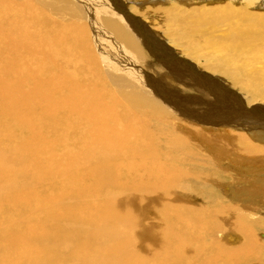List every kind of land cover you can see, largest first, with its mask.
<instances>
[{"label":"bare ground","instance_id":"6f19581e","mask_svg":"<svg viewBox=\"0 0 264 264\" xmlns=\"http://www.w3.org/2000/svg\"><path fill=\"white\" fill-rule=\"evenodd\" d=\"M69 1L71 2V0ZM69 1L65 0L60 3L63 9L69 8V6L73 8ZM126 1L123 0V2ZM205 1H208L209 4H205ZM219 1L160 0V3L170 10L167 18L173 20V24L167 20H165V26L161 28H156L153 24V31H148V33L146 32V21L136 17L139 18L138 14L141 13L139 9L143 5H150L154 8L155 3L152 2L155 0H128L126 3L132 4V8H127L122 4L123 2L120 3L116 0H82V4H88L93 12L92 16L85 21L88 22L87 24L76 21L69 26L53 23L49 16L42 10L34 8L35 6L31 3L12 9L8 7V16L13 13L17 14V12L18 14L21 12L25 16L24 19L21 18L19 24H23L29 30V37L23 36L22 33H15L13 30L15 25H17L18 33L20 32L18 24L8 23L12 25V29L9 28V37L5 39L3 36V40H1L7 47L3 45L4 50L2 47L0 48L3 50L0 52V80L8 78L11 74L12 80L9 81L8 89L12 86L13 96L9 95L6 101L7 109L9 106L10 110L0 113V127L3 126L1 122L4 116L8 118L9 115H14L15 108L18 106L16 111H22L18 115L22 121L18 119L16 122L22 126H20L21 129H16H19L20 132H24L22 128L28 129L29 133L41 132L38 128L39 124L31 123L34 120V114L38 111L40 117L37 118V123L41 121L51 124L55 120L58 122L64 119L66 126L73 131V137L69 146L64 147L61 151V149L55 148L58 146H52V143H44L46 147L35 145V137L28 136V134L22 138L16 135L17 139L14 141L10 132L3 134L1 129L0 249L1 247L8 249L5 260L2 255L0 256V264H10L8 260L10 257L15 258L16 255L23 254L25 256L28 250L38 246L40 238L48 240L53 213L58 212L57 208L63 215L61 232L67 231L65 225L76 223L78 227L76 241L79 240L80 243L73 246L70 249L71 253L67 256L61 255L59 252L52 253L51 249L46 250L48 254L43 260L41 262L36 260L32 264H142L140 259L131 257L130 253L128 256L129 242L125 237L114 235L107 230L106 199L112 193L109 179L114 183L112 186L117 187L119 191L128 189L139 192L140 190L150 191L159 188L167 202L175 201L177 199L176 189L190 177L191 171L189 172L185 164L190 163L187 158L194 153L188 148L187 140L174 133V130L178 128L172 131L174 128H171L172 123L177 115L197 118L202 123L210 122L222 127L231 125L236 128L235 124L241 127L244 124L260 125L261 128L247 127L248 135L235 134L242 147L252 152L260 150L249 139L264 138V114H261L259 119L253 120L252 117L258 116L255 108L244 109V115L239 107L232 106V102L233 99L242 101L241 93L246 95V104L264 101V2L262 3L264 0H226L227 3L223 4ZM235 2H239V7L235 6ZM12 17L14 15L10 16L11 19ZM17 21L14 22L17 23ZM177 21L178 25L175 24ZM9 22L14 23L13 21ZM11 25L8 26L11 27ZM8 26L6 25V27ZM36 31L41 33L45 44L48 42L51 44L57 55L61 54V57L64 58L67 54L68 61L80 64L78 68L72 67L79 71H69L62 66L56 68L51 63L47 65L46 70L35 71L32 66H36V64L33 63L32 58L29 59V54L35 42ZM133 33L147 43L150 53L153 52L156 59L147 55L142 49L139 51L131 44L135 40ZM121 36L133 38L130 44L125 46L128 50L115 44L116 41L122 40ZM93 42H96L97 51H102L107 58L108 62L104 65V69L115 70L114 73L110 72V79L112 80L111 85L115 87L116 91L105 85L106 82L100 74L102 71L100 61L91 52V44L95 45ZM110 42H114V45ZM160 42L167 43L166 51L161 48L164 47V44ZM173 47L179 49L182 55L194 62L202 60L203 71L207 73L196 74L200 78V82L191 79L192 74L196 73L193 66L186 65L183 60L175 59ZM5 49L10 52V55L7 56L13 60L10 61L11 66L8 65L9 60L6 63L3 59L5 55L2 56V54L5 53ZM96 49L93 50L95 54H97ZM19 54L26 55L25 59L27 58V60H22ZM137 55L151 61L150 65L158 62L160 67L154 66L153 68L168 70L169 73H172L175 67L181 68L182 72L172 80L181 86L191 80V86L197 92L205 95L190 96L186 100L177 93L176 97L168 94L165 90L163 77L160 78V82L149 77L152 67L138 65ZM18 57L21 58L23 64L21 66L16 63ZM41 58L43 62L47 61V58L43 56ZM61 63L64 66L67 62ZM9 70L11 71L9 72ZM81 70L84 76L81 80H76L75 73L80 74ZM14 71H18L19 74H13ZM116 72L118 75L115 74ZM208 72L215 77L208 78ZM18 81L22 86L16 89ZM225 84L228 87H237L241 90L236 97L232 96L233 99L230 98L226 102L224 97L229 95H225L219 89V86ZM146 87L152 89L154 100L147 98ZM118 89H127L130 92L117 91ZM54 95L56 98L58 96V100L52 99ZM121 95L125 99H122L124 103L119 99ZM33 97L37 98L35 104L32 102ZM169 109L173 112L170 113ZM139 110L142 115L139 113L138 116H135V111ZM146 119L157 122L158 124H156L160 125L161 130L164 129V122L168 126L169 123L172 124L169 129L167 127L163 140L155 138L156 134ZM152 125L154 126L153 123ZM157 125L156 129L160 130ZM251 131H261V133L252 132L251 134ZM78 134L81 135V140ZM229 134L231 133L229 132ZM77 137L76 145L74 142ZM75 149H79V151L71 152ZM28 150L33 153L31 157L29 154L26 155ZM44 151L51 156L35 160L33 163L30 161V158H38L37 153H45ZM69 153L73 156L65 158ZM12 156L15 161L10 163ZM25 156L33 170L40 172L39 175L35 177L34 172L35 176L27 186L29 188H17V182L13 180L9 181L8 185L10 186L5 189L4 185L7 184H4V181H6L10 164L17 168L26 165L31 169L25 164ZM196 160L198 161V159ZM206 161L208 160L206 159ZM206 161L205 165H207ZM225 161L227 160H224L223 163ZM215 162L213 161V164ZM56 165L59 166L55 167ZM61 168H63L62 173L66 177L62 182L56 183L55 179L60 176ZM141 170L144 171L143 177H139ZM17 171L16 175L19 174ZM230 171L233 170L230 169ZM102 173L107 174L105 180ZM132 173L137 176H133ZM114 176L116 179H113ZM195 176L201 179L202 176L208 178L209 174L203 172L202 175L196 174ZM212 176L214 177V175ZM240 178L242 176H239ZM192 179L194 180V178ZM44 180L47 182L45 183ZM90 192L101 194L102 197L99 196L103 199L101 205L94 204L95 206L92 207L87 204V195ZM17 198L20 200L19 203H28L24 210H22L23 208H12V201L9 199ZM70 198L73 199V202L65 201ZM206 202L208 203V201ZM224 206L219 204L205 208L203 205L199 211L192 208V210L185 208L178 211L177 205L173 204L164 206L166 218L172 227L163 230L164 245L159 254L152 259L151 264H243L248 261H263L264 248L261 242L256 239L257 231L263 229L262 223L260 224L259 220L252 222L242 219L240 212V215H237V218L232 221V217L228 219L229 215L226 214L228 205ZM236 206L238 207V205ZM13 210H18L16 217L12 215ZM29 210H32V214L38 217L33 220V225L29 228L19 227V223H22L20 220L29 214ZM235 214L236 212L231 213V215ZM241 216L245 217V215ZM226 219L234 223V229L240 234V239H243L242 244L238 247L232 248L229 245L228 247L226 243L225 245L222 242L223 240L213 238L210 241L206 240L205 234L209 235L215 232L221 223H226ZM221 227L225 229L222 225ZM55 230L56 227L53 231ZM228 232L225 236L227 234L232 236L231 228ZM179 234L181 235L179 236ZM225 236L223 235L224 238H226ZM56 238L60 244L61 238ZM13 251L15 252L13 253ZM190 251L194 254L193 257H189ZM1 252L3 251L1 250ZM19 259L21 260V258Z\"/></svg>","mask_w":264,"mask_h":264},{"label":"rangeland","instance_id":"374dc122","mask_svg":"<svg viewBox=\"0 0 264 264\" xmlns=\"http://www.w3.org/2000/svg\"><path fill=\"white\" fill-rule=\"evenodd\" d=\"M64 1L65 0H0V48L2 47V49L4 50V48L7 47V46H5L4 42H2L1 40H3V38H2L3 36H5V39H6V37H9V35H8L9 34V28L12 29L11 24H18V30L20 32L18 33L17 25H15L16 27H14L15 29H13L15 31V33H17V34L22 33L23 36L29 37V34H28L29 30H27V28H25L23 24H21V25L19 24L21 21V18L23 17V19H24L25 16L21 12L19 13L20 14V16H19V14L17 12L18 15L15 13L11 14L12 16L14 15V17H12V19H11L10 18L11 15L8 16V7L12 9V8H17L18 6H26V3H31L33 6H35L34 8L42 10L47 16H49L50 19L53 20V23L61 24L63 26H69V25L75 23L76 21L83 24L88 18H90V16H92L91 13H93V12L90 10L88 4H82V0H71V2L69 0H67L71 3V5H73V8L71 6H69V8L63 9L62 6L60 5V3L64 2ZM116 1H119L120 3L123 2V0H116ZM126 2H123L122 4L126 5L127 8L133 7V6H131L132 4H129ZM263 2L264 1H262V3ZM152 3H155L154 8H152L150 5H143V7L141 9H139V10H141V13L138 14L139 18L135 16L139 20L143 19L146 21V24H147L146 25L147 26L146 32L147 33H148V31L149 32L153 31V29H154L153 24L155 25L156 28H161L162 26H165V20H167L170 24H173V20H170V18H167L169 11H170L167 9L168 7H165L164 4L160 3V0H155V2H152ZM219 3L223 4V3H227V1L226 0H220ZM205 4H209L208 1L207 2L205 1ZM110 6L112 7L113 4L111 3ZM235 6L239 7V2H235ZM17 16L19 18H16ZM8 19H10L9 21H13V22L15 21L16 22L18 20L19 22L17 21V23H15V22L12 23V22H9ZM8 23H11V24H8ZM85 23L87 24L88 22H85ZM175 24L178 25L179 22L177 21ZM6 25L7 26L11 25V27H9V26L6 27ZM36 32L37 33H35L36 34L35 42L33 43L32 47H31L30 54H29V59L32 58L33 63L36 64V66H34V65L32 66L35 71L38 72L39 69L40 70L43 69V71L46 70L47 69L46 67L49 63H51L56 68L58 66H62L64 69H68L69 71L70 70L71 71L78 70V69H72V67L78 68L80 66V64H78L77 62L68 61L69 57L67 54L65 55L64 58L61 57L62 56L61 54L57 55L55 50L53 49V47L51 46V44L49 42H48V44H45L44 39L41 37V33H39V31H36ZM156 36H159V35L156 34ZM121 37H122V40L119 42L116 41L115 44L121 45L122 49H127L125 46L129 45L130 41L133 40V38L132 37H124V36H121ZM133 37L135 38L136 41L134 40L131 44L135 48H138L139 51H141V49H142L147 55L151 56L153 59H156L155 58L156 55H154L153 52L150 53L151 51L148 49L147 43L143 39L138 38L137 34L136 35L134 34ZM110 43L112 45H114V42H110ZM160 43H163V42H160ZM163 44H164V47H161V48H164V50L166 51V47L168 45H167V43H163ZM93 45L94 46H92V44H91V52L95 57H97L98 61H100V64H101L100 68L102 69V71L100 70L101 71L100 74H102V76L106 82L105 85L107 87L109 86L108 88H110L111 90L116 91L115 87L113 85H111L112 80L110 79V72L114 73L115 70L104 69V65H106V63L108 62L107 58L104 56L102 51L101 52L97 51L96 42H93ZM94 49H96L97 54L94 53V51H93ZM3 50H0V52H3ZM173 50L175 52L174 57L177 61L183 60L186 63V65H191L195 68L196 73L192 74L191 79L192 80L195 79V80H198L200 82V78L197 77L196 74L204 75V73L205 74L207 73L206 71H203L204 64L202 63V60L199 59L197 62H194L190 58H188V57L186 58L185 55H182L179 49L173 47ZM6 51L7 50L5 49V53H3L2 56L5 55L3 58L4 61L7 63V61L9 60L8 65L11 66V62L13 60H11V58L9 56H7V55H10L9 54L10 52H8V51L6 52ZM129 52L133 53L131 51H129ZM32 53H34V54H32ZM19 55L18 56L21 57L22 60H25V61L27 60V58L25 59L26 55H24V54H19ZM32 55H34V56H32ZM39 55L47 58V61L43 62L41 56H39ZM19 57L17 58L18 61H16V63H17V65L21 66L22 61H21V58H19ZM64 59H65V61H64ZM136 61L138 62V65L140 64L143 67L144 66L146 67L148 65L150 67H152L149 77H152L157 82H160V78L163 77V81L165 83V90L168 92V94H170L172 96L175 95V97H176V93H177V95L179 94L182 98L188 100L190 98V96H193V97L200 96L201 97V96L205 95V94H202L201 92H197L191 86L192 85L191 80L189 83L182 85V86L177 85L172 80L180 72H182V69L179 67H175L173 69L172 73H169L168 70H163L161 68H159V69L153 68L154 66L160 67V64L158 62L154 63L153 65H150L151 61H148L144 58H141V56H138ZM61 62H63V63L67 62V63H65L66 65L64 64V66H63V64ZM66 66H68V67L66 68ZM10 71L11 70H9V72ZM184 71H186L185 68H184ZM14 73L19 74L18 71H14L13 74ZM39 73L43 76V74L41 72H39ZM115 74L118 75L117 72ZM208 74H209L208 78H212V76H214L213 74H210L209 72H208ZM75 75L77 78L76 80H78V79L81 80L82 76H84L82 74V70L80 71V74L78 72H76ZM9 77L3 78L0 80V113H5V111L10 110L9 106L7 109V104H6L8 96L9 95L13 96L12 86L8 89L9 81L12 80L11 74L9 75ZM21 86L22 85H21L20 81H18L16 83V89L21 88ZM137 87H139V86H137ZM219 89H221L225 95L230 96V97L229 96L224 97L225 102L228 101V99H230V98L233 99L232 96L236 97L237 94L239 93V91H241L237 87H228V86H226V84L223 86H219ZM209 90H211V89H209ZM212 90H214V89H212ZM117 91L130 92L127 89H120V90L118 89ZM145 91H146L147 98L149 100H154V97L152 94V89L146 87ZM120 97H119V99L124 103L125 99L122 97V95ZM240 97H241L242 101H235L233 99V102H232L233 107H234V105L236 107H239V110L243 114H244V112H243L244 109H246L248 107L249 108H255L257 113H258V116L252 117L253 120L259 119L260 115L264 114V101H261V103L256 102V103H252V104H250V103L246 104V100H245L246 95L244 93H241ZM52 99L54 101H56V100H58V96L56 98L54 95V97H52ZM122 99H124V100H122ZM36 100H37L36 97L32 98V102L34 104H35ZM248 102H250V101H248ZM24 105H26V102H24ZM17 108H18V106H17ZM17 108H15L14 115H9L8 118L4 116V118L1 122V124L3 126L1 125L2 127H0V131L2 129L3 134L10 132L14 141H15V139H17L16 135L21 136V138L25 134L26 135L28 134V136L32 135L36 139V141L34 143L35 145H38L41 147H46L45 146L46 143H52L51 144L52 146H54V145L58 146L55 148H57L58 150L61 149V151L64 147L69 146V143L73 137V131L70 130L71 128L66 126L64 119H61L58 122H56V120L54 121V119H53L54 123H51V124H48L46 122H41V121L39 123H37V118L40 117V114L37 111L35 113L36 115L34 114V120L31 123L32 124L34 123L36 125L39 124L38 128H39V130H41V132L38 131V133H40V134H38L37 132L29 133L30 131L28 129H24V128H22V130L24 131L22 133V132H20L19 129H16V128L21 129L20 126H22L21 124L16 122V121H18V119H19V121H22L20 116H18L22 111L17 112L16 111ZM261 108H262V110H260ZM168 111L170 113L173 112L170 109ZM139 113H140V115H142V112L140 110L138 112L135 111L134 115L138 116ZM145 115H147V114H145ZM178 116H180V115H177L174 117L175 122L173 120V123H172L173 126L170 123L168 126L166 124V122H164L165 126H164V129H162V130L160 128V125H157L158 124L157 122L150 119L151 120V123H150V120L146 119L147 123L150 124V126L153 128L152 130L156 134L155 138L163 140L165 138V134L167 132V127L169 129V127L172 126L171 128L174 127L172 129V131L174 129L178 128L177 130H174V133L177 135H180L181 137L186 139L188 142V148L191 149V152L194 151L192 156L187 158V160L190 163L185 164V167L187 169H189V172L191 171L190 177L185 180V182L182 186H179V187H181L180 189H179V187L176 189L175 196H177V199H175V201H173V202L170 201V203L167 202L166 199L164 198V196L162 195V193L160 192L159 188L158 189H151L150 191L140 190L139 192H133V191L128 190V189H122L119 191V190H117V187L114 188V186H112V185H114V183L109 179L110 185H111L110 188L112 189V193L107 196V199H106L107 205H106V209H105L106 226H107L108 232H110L114 235H119V236L125 237V239L129 242L128 256L130 253L131 257L140 259L142 261L141 262L142 264H151L152 259L159 254V252L161 251V249L164 245L163 235H162L163 230H167V229L172 227V226H170L168 219L166 218V215H165L166 213L163 210L164 206L173 204V205H177L178 211H179V209L183 210L185 208L186 209L189 208L188 210L194 209V210L199 211L200 208H203V205L205 208H207L208 206H211V205L213 207L215 205L221 204L223 206L225 205L224 207H227V205H228L226 214H227V216L229 215L228 219H230V217H232V221L237 218V215L239 216L241 214V215H245V217L240 215V217L242 219L252 221V222L259 220L260 224L262 223L261 226L263 229L257 231L256 239L259 242H261V245L264 248V138H262V139H257V138L249 139L250 141H252L253 144H255L256 146H258L260 148L259 151L252 152L251 150H248L247 148L242 147L239 144L238 138H236L238 136H235V134H238V135L246 134V135H248L249 131L246 129L247 127L261 128V126L257 125V124H251V126L248 124H244L243 127H241V126H237L235 124L234 126L236 128H233L231 125H230V127L229 126L228 127L227 126L222 127V126H219L218 124H211L210 122L209 123H202L197 118H186L184 116H180V117H178ZM248 117H251V116H248ZM13 119H15V120H13ZM14 121H15V123H14ZM152 123L154 124L155 127L152 125ZM54 124H55V126H54ZM156 125L159 126L160 130L158 128L156 129ZM6 126L9 128H7ZM52 126H54V128H52ZM207 128H208V130H207ZM200 131H202V132H200ZM261 131H263V130H261ZM261 131H251V134H252V132L261 133ZM229 132L231 134H229ZM46 133H48V134H46ZM78 135H79V138L81 140V137H80L81 135L80 134H78ZM51 136H52V138H51ZM77 139H78V137L75 138V142H74L75 144H76ZM11 141H12V139H11ZM63 143H65V144H63ZM192 147H195V148H192ZM75 151L78 152L79 149L71 150V152H75ZM195 151L198 152V154H196ZM44 152L45 153H37V156L39 159L38 158H34V159L30 158V161L33 163L35 160H42L43 158H47L48 156H51L46 151H44ZM12 154L14 156V153H12ZM27 154H29L30 157L33 155V153L29 150L27 151L26 155ZM13 156L11 157V159L9 161L10 163H13L15 161V158H13ZM41 156H43V157H41ZM71 156H73V154L69 153L66 155L65 158H69ZM205 157H207V158H205ZM215 157L217 158V160ZM200 158H202L201 159L202 161L200 160ZM24 159H26L25 164H27L33 170L32 166L28 163V159L26 156L24 157ZM196 159H198L199 162ZM206 159L208 161H206ZM211 159H213V160H211ZM223 159L227 160V161H225V163H223L224 162ZM205 161L207 162L206 163L207 165H205ZM213 161L214 162L216 161L214 163L215 166L213 164ZM217 162H219V163L217 164ZM198 163H200V164H198ZM201 163H202V165H201ZM58 166L59 165H56L55 167H58ZM61 166L64 168L63 165H61ZM63 168L60 169V173H61L60 176L55 179L56 183L62 182V180H65L66 176L62 173ZM31 169L27 168L26 165L22 168H17V167L10 164V169L8 170V172L6 174V181H4L5 182L4 184H7V185H4L5 189H6V187L10 186V185H8L10 183L9 181H13V180L15 182H17V186H16L17 188H21V187L29 188L27 186L30 185V182H31L30 180L32 178H34L35 174H36L35 177H37L40 173L36 170L32 171ZM230 169L233 171L231 172ZM10 170H11V173H10ZM16 170L19 171L18 175H16L17 174ZM236 170H238V171H236ZM34 172H35V174H34ZM203 172L205 174H209L208 178L211 177L210 178L211 180L208 179L207 177L204 178V176H202L203 178H201V179H199L198 177L195 176L196 174L202 175ZM140 173H139V177H143L144 171L141 170ZM238 174H240V175H238ZM14 175H15V177H14ZM101 175L105 180L107 174L102 173ZM115 175L117 176L116 173H115ZM123 175H125L124 172H123ZM132 175L135 176L136 174L132 173ZM212 175H214V177ZM116 176H114L113 179H116ZM239 176L240 177L242 176V178L239 179ZM192 178H194L195 181ZM215 178H216V180H215ZM189 179L191 182L189 181ZM44 182L46 183L47 181L44 180ZM240 183H242V184H240ZM211 185H214V186L212 187ZM215 185H217V186H215ZM202 187H203V189H202ZM189 190H191V191H189ZM215 191H216V193H215ZM184 193L189 195V196L188 197H187V195L185 196ZM99 196H101V194H98L97 192L88 193L87 204H89L92 207L95 206L94 204L101 205V203L103 202V199H101L102 196L101 197H99ZM17 199H14V200L9 199V201H12V208L13 209L23 208L22 210H24L25 209L24 207H26L28 205V203H19L20 200L19 199L17 200ZM65 201L70 203V202H73V199L70 198V199H66ZM206 201H208V203ZM222 201L223 202L225 201V202L223 203ZM66 202H64V203H66ZM216 202H218V203H216ZM236 205H238V207ZM236 207H237V209H236ZM209 208H211V207H209ZM243 209H244L245 213L243 212ZM56 210L58 212L53 213V219H52V223H51V232L48 233L49 234L48 240L46 238H44V240H43V238H40L38 246H36V248L32 247V249L27 251L28 253L25 256H23V254H20V255H16L15 258L13 257V259L10 257V259L8 260V263H10V264H32L36 260L38 262H41L43 260V258L48 254V252L46 250H49V249L53 250L52 253H54V252L58 253L59 252L61 255L64 254V256H67L68 254L71 253L72 250L70 251V249H72L73 246L79 245L80 241L79 240L76 241V239H77L76 237L78 234L77 233L78 227L76 226V223H71V224L65 225V229L67 231L62 233L61 232L62 231L61 222L63 220V215H62L60 209L57 208ZM28 212H29V214L25 215V218L20 220V221H22V223L21 224L19 223V225H18L19 227L21 226L22 228H29L30 226L33 225L32 224L33 220L36 217H38V216H34V214H32V210H29ZM233 212L234 213L236 212V214L231 215V213L233 214ZM239 212H240V214H239ZM17 214H18V210L12 211L13 216L16 217ZM234 216H236V217H234ZM228 219H226V223H224V224L221 223V225L225 229H222V227L220 225V227L218 229L221 231H219L217 229L219 232L216 230L215 232H212L209 235L205 234V237L207 236L206 240L210 241V240H212V238L216 239V240H221V241L223 240L222 242L224 244L226 243L227 244V245L225 244L226 246L229 245L232 248L240 246L243 242V239H240V237H239L240 234L233 227L234 223ZM231 223H232V225H231ZM212 226H214V225L212 224ZM54 227H56L55 231H53ZM226 227H227V229H226ZM230 228H231L230 233L232 234V236L230 234L229 235L227 234V236H230V237H227V236H225V234L229 233L228 231H230ZM46 229H47V227H46ZM42 233H44V232H42ZM52 233H54V234H52ZM57 233H59V234L56 235ZM180 235L181 234H179V236ZM223 235L226 238H224ZM56 237L61 238L60 244H59V240H57L58 242L56 241V239H57ZM64 240L67 243H65ZM50 241H51V243H50ZM53 243H54V245H53ZM58 244H59V247H58ZM45 246H47V247H45ZM7 249L8 248H5V247H1V249H0V256L1 255L3 256V260H5V258H6V250ZM68 249H69V251H68ZM1 250L3 252H1ZM14 252L15 251H13V253ZM193 256H194V254L191 253V251H190L189 257H193ZM39 257H40V259H39ZM19 258H21L22 261ZM262 260L263 261H259V262L258 261H252V262L248 261V263H243V264H250V263L251 264H264V253L262 254Z\"/></svg>","mask_w":264,"mask_h":264}]
</instances>
